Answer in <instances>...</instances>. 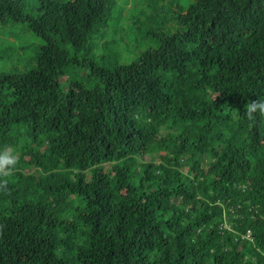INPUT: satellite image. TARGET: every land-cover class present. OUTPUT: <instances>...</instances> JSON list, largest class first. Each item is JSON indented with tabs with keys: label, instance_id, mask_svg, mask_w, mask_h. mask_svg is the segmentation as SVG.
Wrapping results in <instances>:
<instances>
[{
	"label": "trees",
	"instance_id": "trees-1",
	"mask_svg": "<svg viewBox=\"0 0 264 264\" xmlns=\"http://www.w3.org/2000/svg\"><path fill=\"white\" fill-rule=\"evenodd\" d=\"M119 1L0 0V264H264V0Z\"/></svg>",
	"mask_w": 264,
	"mask_h": 264
},
{
	"label": "clouds",
	"instance_id": "clouds-1",
	"mask_svg": "<svg viewBox=\"0 0 264 264\" xmlns=\"http://www.w3.org/2000/svg\"><path fill=\"white\" fill-rule=\"evenodd\" d=\"M244 115L250 124L255 125L264 118V98L250 100L244 106ZM19 163V153L11 145L0 146V193H8L9 178L14 175Z\"/></svg>",
	"mask_w": 264,
	"mask_h": 264
},
{
	"label": "rangeland",
	"instance_id": "rangeland-1",
	"mask_svg": "<svg viewBox=\"0 0 264 264\" xmlns=\"http://www.w3.org/2000/svg\"><path fill=\"white\" fill-rule=\"evenodd\" d=\"M124 0L119 1L121 3H123ZM28 5H32L34 2H38V0H26ZM128 2V1H127ZM126 4V3H123ZM129 4V3H128ZM127 5V4H126ZM31 8L29 6H27V10H30ZM23 28V24L21 23H13V22H9L7 24H1L0 23V35H4L6 37H14L15 39H23L25 37H27L30 32H27L25 30L22 29ZM40 43V41H39ZM33 49L29 48V50H27V52H24L21 54V58L22 59H28L31 56V51ZM5 66L4 61H2V59H0V67ZM109 164H107L106 167H108Z\"/></svg>",
	"mask_w": 264,
	"mask_h": 264
}]
</instances>
